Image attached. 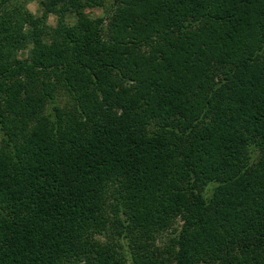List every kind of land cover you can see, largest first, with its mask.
<instances>
[{"label":"trees","instance_id":"16d2710c","mask_svg":"<svg viewBox=\"0 0 264 264\" xmlns=\"http://www.w3.org/2000/svg\"><path fill=\"white\" fill-rule=\"evenodd\" d=\"M103 3L0 14V264H264V0Z\"/></svg>","mask_w":264,"mask_h":264},{"label":"rangeland","instance_id":"374dc122","mask_svg":"<svg viewBox=\"0 0 264 264\" xmlns=\"http://www.w3.org/2000/svg\"><path fill=\"white\" fill-rule=\"evenodd\" d=\"M113 0H104L103 5L101 6H87L85 7L86 14L91 17H106L111 10V4ZM17 6H23L25 10H28L29 12L36 14L39 10V4L38 0H0V14L3 11L10 12L14 7ZM75 16L72 13L66 12L64 16L62 17V21L60 23H63L64 25H71L74 22ZM59 16L56 14H49L45 18V28L49 32L48 35L50 37L57 36L60 38V30L61 25H59ZM105 24H107V21H104ZM30 46L27 45L25 47H19L15 50V54L18 57L24 58L29 55L30 52ZM54 99L55 104L59 106L62 109L69 108L72 103V97L69 95V92L66 90V88L59 87L55 93H54ZM1 135V134H0ZM207 188H205V193H207ZM180 219H175L173 223L171 224V228H178L181 224ZM174 230V231H173ZM175 229H169L167 232L164 231L161 235L158 236L156 245L163 246L166 243L169 242L168 238H171L174 236ZM160 238V239H159Z\"/></svg>","mask_w":264,"mask_h":264}]
</instances>
